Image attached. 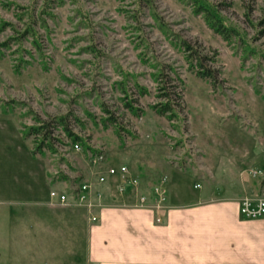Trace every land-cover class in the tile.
<instances>
[{
  "label": "rangeland",
  "instance_id": "374dc122",
  "mask_svg": "<svg viewBox=\"0 0 264 264\" xmlns=\"http://www.w3.org/2000/svg\"><path fill=\"white\" fill-rule=\"evenodd\" d=\"M205 1L230 43L194 0H0V264H90L98 221L50 191L93 182L105 207L135 208L122 178L96 184L111 166L147 195L166 176L167 204L263 193L264 0ZM164 91L177 119L153 108Z\"/></svg>",
  "mask_w": 264,
  "mask_h": 264
},
{
  "label": "crops",
  "instance_id": "0c3cea01",
  "mask_svg": "<svg viewBox=\"0 0 264 264\" xmlns=\"http://www.w3.org/2000/svg\"><path fill=\"white\" fill-rule=\"evenodd\" d=\"M167 206L103 208L90 228V264H264V217L242 218L240 199L169 197Z\"/></svg>",
  "mask_w": 264,
  "mask_h": 264
},
{
  "label": "built area",
  "instance_id": "2783aa9c",
  "mask_svg": "<svg viewBox=\"0 0 264 264\" xmlns=\"http://www.w3.org/2000/svg\"><path fill=\"white\" fill-rule=\"evenodd\" d=\"M76 150L80 149V145L76 143L74 145ZM98 159L92 160V164L95 166ZM256 174L261 172L256 171ZM120 177L124 180L125 185H118V192L121 195L128 194L129 190L132 192V196H135L136 202L133 207L140 209H151L159 213L165 210L167 206L168 198V180L164 176L151 190V195L140 193L141 186L139 180L132 176L126 166H120L118 168L108 167L105 174H99L96 184L103 185L108 182L110 178ZM94 183H81L76 191L70 195L67 192H60L56 190L50 191V205L55 207H83L89 211L90 221L97 222L98 215L93 210L105 208V204L101 202L103 193L94 189ZM99 198V199H98ZM126 208H129L125 206ZM131 208V207H130ZM240 213L246 219H259L264 217V191L262 194H256L255 196L246 195L240 199ZM158 222L161 221V217L156 218Z\"/></svg>",
  "mask_w": 264,
  "mask_h": 264
},
{
  "label": "trees",
  "instance_id": "16d2710c",
  "mask_svg": "<svg viewBox=\"0 0 264 264\" xmlns=\"http://www.w3.org/2000/svg\"><path fill=\"white\" fill-rule=\"evenodd\" d=\"M194 2L197 6V11H200L203 13L204 20L209 26V28H211L216 34L220 35L224 41L230 43V38L232 37V35H239V31L235 27L225 24L224 17L218 11L215 10L212 4L208 3L205 0H194ZM189 56L192 61L196 60L195 61L196 67H193L196 75L201 79L208 80L209 82L213 83L214 82L213 79L215 80L214 73L211 69L204 68V65L202 63V58L196 57L194 54L189 55ZM181 86H180L181 88L180 92L178 93L173 92V94L175 96L177 95L178 98H182L180 94H182V91L184 90L183 83L181 84ZM160 96L163 97V99L165 100L163 102H159L158 104L154 105L153 108L156 111V113L159 116H166L168 120H174L175 118L177 119L179 116V112H181V109L179 108L180 105L176 103V98L172 97V95L166 91L161 93ZM33 130H38V128L30 127L28 131L23 130V133L25 135L24 137L28 138L31 135L37 134L36 131H33ZM69 135L72 138L71 143L73 147L76 143L79 144V142L82 141L81 137H79L78 135L74 133H70ZM50 148L51 147H49V149ZM65 178L67 180L66 176H64V179ZM73 182H74V185L75 183H77L75 181ZM263 184H264V181H263ZM70 191L68 189L66 192L68 193Z\"/></svg>",
  "mask_w": 264,
  "mask_h": 264
}]
</instances>
